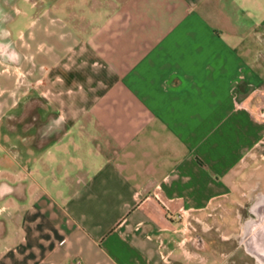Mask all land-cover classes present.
<instances>
[{"label": "crops", "instance_id": "crops-1", "mask_svg": "<svg viewBox=\"0 0 264 264\" xmlns=\"http://www.w3.org/2000/svg\"><path fill=\"white\" fill-rule=\"evenodd\" d=\"M77 1L42 14L57 123L0 146V264H175L179 217L255 193L264 0Z\"/></svg>", "mask_w": 264, "mask_h": 264}, {"label": "rangeland", "instance_id": "rangeland-1", "mask_svg": "<svg viewBox=\"0 0 264 264\" xmlns=\"http://www.w3.org/2000/svg\"><path fill=\"white\" fill-rule=\"evenodd\" d=\"M60 1L0 0V146H6L8 157L15 150L10 145V138L15 137L12 133L18 132L19 137H25L27 128L35 125L37 140L41 141L44 130L57 123L56 116L41 113L45 104L42 54L49 45V39L42 33V14L51 11L57 20ZM69 1L71 10L80 8L79 1L77 4L76 0ZM0 152L4 153L1 147ZM252 154L253 161L243 179L248 185L244 187L257 186L255 193L240 195L241 205L215 204L205 214L179 217L175 264H264L256 259L248 246L250 237L264 223V214L256 223L258 217L252 210L254 205H260L257 202L264 201V175L261 176L264 172V141ZM248 222L251 224L246 228Z\"/></svg>", "mask_w": 264, "mask_h": 264}, {"label": "bare ground", "instance_id": "bare-ground-1", "mask_svg": "<svg viewBox=\"0 0 264 264\" xmlns=\"http://www.w3.org/2000/svg\"><path fill=\"white\" fill-rule=\"evenodd\" d=\"M256 214L258 220L255 222L258 223L263 219L262 215L264 214V211L262 210V208H258L256 209ZM250 224L248 225L250 226ZM248 244L247 245L252 248L250 249V251L254 256H256V259L258 261H264V223L261 224L260 227L256 230V232H254V235L250 237V239L248 240Z\"/></svg>", "mask_w": 264, "mask_h": 264}, {"label": "flooded vegetation", "instance_id": "flooded-vegetation-1", "mask_svg": "<svg viewBox=\"0 0 264 264\" xmlns=\"http://www.w3.org/2000/svg\"><path fill=\"white\" fill-rule=\"evenodd\" d=\"M2 50V49H1ZM260 205H263L260 203ZM260 205H255L252 210L256 213V209L258 208H264V206H260ZM258 220V218L256 219V221ZM251 222H248L245 226H247L248 224H250Z\"/></svg>", "mask_w": 264, "mask_h": 264}, {"label": "built area", "instance_id": "built-area-1", "mask_svg": "<svg viewBox=\"0 0 264 264\" xmlns=\"http://www.w3.org/2000/svg\"><path fill=\"white\" fill-rule=\"evenodd\" d=\"M187 216H189V215H186V216H184V217H182V218H185V217H187Z\"/></svg>", "mask_w": 264, "mask_h": 264}]
</instances>
